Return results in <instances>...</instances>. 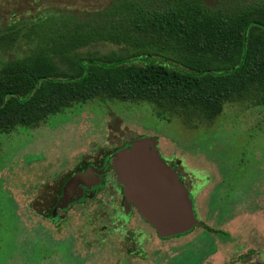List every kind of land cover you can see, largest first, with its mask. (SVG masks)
<instances>
[{"label": "rangeland", "instance_id": "rangeland-1", "mask_svg": "<svg viewBox=\"0 0 264 264\" xmlns=\"http://www.w3.org/2000/svg\"><path fill=\"white\" fill-rule=\"evenodd\" d=\"M113 1L0 0V22L5 26L15 16L32 20L52 11L81 15ZM202 1L211 8L264 3ZM185 122L148 103L96 100L77 103L40 127L0 133V264L264 262V108L227 104L213 122ZM144 137L158 139L164 159L184 162L196 177L197 218L210 229L161 240L138 213L127 223L118 221L122 194L112 188L61 213L57 225L46 218L61 182L80 164L101 163ZM182 173L192 185L190 174Z\"/></svg>", "mask_w": 264, "mask_h": 264}, {"label": "trees", "instance_id": "trees-1", "mask_svg": "<svg viewBox=\"0 0 264 264\" xmlns=\"http://www.w3.org/2000/svg\"><path fill=\"white\" fill-rule=\"evenodd\" d=\"M0 56V133L96 100L213 122L227 104L264 108V3L115 0L81 15L13 17L0 26Z\"/></svg>", "mask_w": 264, "mask_h": 264}, {"label": "water", "instance_id": "water-1", "mask_svg": "<svg viewBox=\"0 0 264 264\" xmlns=\"http://www.w3.org/2000/svg\"><path fill=\"white\" fill-rule=\"evenodd\" d=\"M109 169L115 171L120 181L127 208L134 205L161 238L186 235L202 225L196 216L194 197L181 183L175 169L162 159L158 139L151 137L133 140L116 151L106 159L101 170L76 175L65 187L64 204L69 205L72 196L84 201L85 189L91 193L89 198H95L98 190L105 187L100 178Z\"/></svg>", "mask_w": 264, "mask_h": 264}, {"label": "flooded vegetation", "instance_id": "flooded-vegetation-1", "mask_svg": "<svg viewBox=\"0 0 264 264\" xmlns=\"http://www.w3.org/2000/svg\"><path fill=\"white\" fill-rule=\"evenodd\" d=\"M40 8V7H39ZM31 14H32V12H26L25 13V15L26 16H31ZM40 16H42V14H40ZM40 16H36V17H33V19H32V21H34V20H37ZM15 19H17V20H21V17H18V16H15ZM1 25H3L2 24V22H0V26ZM125 146H123L122 148H124ZM122 148H120V149H122ZM120 149H118V150H120ZM118 150H114L113 152H112V154L115 152V151H118ZM159 150H160V147H159ZM160 153H161V155H162V159L168 164V166H170V167H172V168H174L175 169V171L177 172V174H178V176H179V178H180V181H181V183L187 188V190H188V192L190 193V195H192L193 196V189L194 188H196V187H198L199 185L198 184H196V183H194V180H193V178H196V177H194V175H192L191 173H188V172H186L187 170H190V169H188L183 163H180V162H175V160H177V159H175L174 161H166L165 159H164V157H163V153H162V151L160 150ZM112 154H110V155H108V156H106L104 159H103V161L101 162V163H87V164H85L84 163V165L83 166H81V164L79 165V167L81 166V168H77V170L76 171H73V172H71L62 182H61V184H60V186H59V188H58V191H57V195L55 196V198L54 199H52V201H51V203H50V206L48 207V209H47V219H49L53 224H58L59 223V221H61L62 222V215H61V213H64V212H66V211H70V209L71 208H73L74 206H76V205H82V204H85V203H87L88 201H93V200H91V198H89V196L91 195V193L87 190V189H85V191H84V196H85V198H84V201H78L77 200V198H76V196H72V197H70L71 198V202L72 201H74L75 199V202L74 203H69V205H66V204H64V200H65V194H64V191H65V187H67V183H69L76 175H78V174H86L87 172H89L90 170H92V169H97V170H101L104 166H105V162H106V159L108 158V157H110ZM79 169V170H78ZM182 170L184 171V174H190V177H191V179L193 180H191L192 181V185H189V183H187V178L189 177H187V176H185V175H183V173H182ZM193 171V170H192ZM195 172V171H194ZM200 173H204V172H200ZM206 178L208 177V176H205ZM206 178H203V180L204 181H206ZM100 180L105 184V187L104 188H100L99 190H98V193H96V198H97V195H99L102 191H105L107 188H112L113 190H116V192L119 194V193H121L122 195V205H121V211L122 212H120V211H118L117 212V214H118V216H117V218H118V221L119 222H121V223H127L128 222V220H129V218L133 215H135L136 213H138L140 216H141V214L139 213V210L134 206V205H131V207L129 206V209L127 208V205H126V198H125V196H124V193H123V188H122V186H121V184H120V181H119V179H118V177H117V175H116V173H115V171L113 170V169H109V170H107V172H106V174H104V175H102L101 176V178H100ZM77 192H79L78 190H77ZM194 197V196H193ZM95 198V199H96ZM94 199V200H95ZM196 208V207H195ZM128 210H130V215L128 216L127 215V212H128ZM196 210V209H195ZM54 215H56L55 217H54ZM196 216H197V214H196ZM142 217V216H141ZM57 219V220H59L58 222H56V221H54V219ZM143 219V218H142ZM144 220V219H143ZM199 220V219H198ZM145 221V220H144ZM146 222V221H145ZM200 222V221H199ZM148 223V222H147ZM198 227H204V228H206V229H210L209 227H207L206 225H200V226H196L191 232H189L188 234H186V235H182V237L183 236H187V235H189V234H191L196 228H198ZM155 229V228H154ZM156 230V229H155ZM156 232H157V230H156ZM216 232V231H215ZM220 232H222V231H220ZM225 233V232H224ZM157 234H158V232H157ZM217 234V233H216ZM229 234V233H228ZM158 236H159V234H158ZM159 238L161 239V240H170V239H174V238H181V236H179V237H174V238H169V239H163V238H161L160 236H159ZM135 254H137V252H134ZM248 264H264V262H262L261 260L260 261H258V260H255V261H252V262H249Z\"/></svg>", "mask_w": 264, "mask_h": 264}]
</instances>
